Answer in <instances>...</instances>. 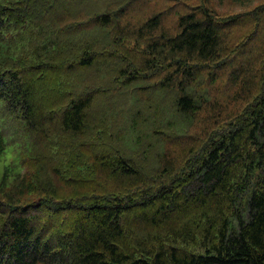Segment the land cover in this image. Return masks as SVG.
<instances>
[{"label": "trees", "instance_id": "1", "mask_svg": "<svg viewBox=\"0 0 264 264\" xmlns=\"http://www.w3.org/2000/svg\"><path fill=\"white\" fill-rule=\"evenodd\" d=\"M122 1L0 0V42L11 47L0 62V156L34 170L8 188L1 178L0 264H264V20L219 17L204 4L180 15L171 35L157 33L160 13L121 27L131 0ZM243 21L255 37L226 52V28ZM129 34L143 51L119 54ZM211 69L228 71L238 92L258 91L219 133L218 123L208 131L201 156L196 147L175 161L164 145L172 133L162 136L166 106L172 118L214 112ZM151 74L164 77L149 85L154 101L145 98L134 126L159 141L134 156L115 93ZM55 181L72 193L61 197ZM30 191L56 199L28 201ZM42 204L53 216L37 211Z\"/></svg>", "mask_w": 264, "mask_h": 264}, {"label": "rangeland", "instance_id": "2", "mask_svg": "<svg viewBox=\"0 0 264 264\" xmlns=\"http://www.w3.org/2000/svg\"><path fill=\"white\" fill-rule=\"evenodd\" d=\"M93 1L96 5H100L101 7L108 2H111L113 5L111 9H116L119 0ZM204 4L212 9L219 17H235L236 20H240L242 18H251L250 14H253V18L256 21L264 20V0H250L249 2H233L230 0H131L129 8L125 11L130 13V16L128 17L129 21L122 17L120 20V22H122L121 27H125L127 22L132 25H137L148 17L156 13H160L161 23L157 33L165 32L174 35L178 29L179 16L194 10L195 7H200ZM253 27L254 25L252 23L243 21L239 24L231 25L230 27L226 28L223 34V44L226 52L228 47L235 51L236 49H241L246 46L255 37V35L252 37L254 33ZM261 27L262 26L260 24L258 32H261ZM121 34L125 35L126 33L122 32ZM127 37V40L123 43V51L120 49L118 50L119 54L122 52H128L125 51V48L126 50H132L137 45H139V48L136 50L138 52L143 51L144 44L142 41L134 39L131 34L127 35ZM10 50L11 47L7 43L0 42V62L4 61L3 59L7 57ZM16 50L17 49L13 50L10 55H13ZM195 66L198 67L199 65L197 64ZM146 73H150V71L146 70ZM163 77L164 75L157 76L151 74L144 77L143 82L134 83V86L128 85L124 88L121 87V89L115 93L116 97L118 98V107L116 108L117 125L120 127V132L127 142L128 152L132 153L134 156H138L140 154L147 156L148 154L146 153H148L149 150L153 148L155 141H159L149 126H144V123H141V127L138 128L134 126V121L137 123L144 121V116L147 114V112H145V98L154 101L152 93L146 91L150 89L149 85L161 80ZM232 77L233 76H231L228 71L217 73L211 69L208 73V78L205 85L208 88L210 100L214 103V107L216 109L214 112H205L203 108L199 106L198 113L194 114L195 117L183 118L178 116L176 117L174 114L172 118L171 113L174 112L169 108V105L166 106V108L171 113L168 112V116L164 119V122L167 125V121L172 118L175 127L172 131H168L169 128L167 129L166 125L163 126L165 130H163L162 136L164 135V137H166V133H172L170 135L171 138L169 141L165 142L164 139L163 141L165 148H170L172 150V156L176 159L175 161H183L184 158L193 157L192 154H187L190 150L196 147H198V152L195 154V156H201L202 152L207 147L205 137L208 131L213 128L216 123H218L219 130L217 129V133H219V131L222 130L224 126L220 121L227 117V113L230 111L239 112L258 91V88L256 86L254 87L253 85V87L249 90L247 89V91L246 88H243V90L238 92L239 86L237 85V82L232 81ZM116 88H118V86H116ZM125 93H128L129 95L128 104L130 105L131 114L126 112L122 113V109L120 108V104L123 102ZM98 99V106L105 104L101 97ZM166 100L167 98H165V101ZM163 102L164 101L161 99V103ZM155 126L156 124L154 123L152 128ZM141 143L146 146V150L143 148V146H141ZM162 147L163 144L159 142L158 145H156V150L158 149L160 152L163 150ZM14 153L15 150L11 153V156H13ZM5 156L6 155H3V157L0 156V182L1 178L4 177V181L6 183L5 187L8 188L10 186L15 174H25L24 177H28V174L34 171L32 168L33 164L27 166L26 168L25 166L19 164L18 158H14V160H10V158L3 159ZM55 185L57 187L58 194L61 197L69 196L72 193L70 185L64 181H55ZM78 188L81 190V192L86 190V187L81 186V184H78ZM24 195H26L28 201H31V199H37L39 197L56 199V197L49 194L40 196L34 191L24 192ZM43 206L45 205H37V211H46L45 213H47V217H51V215L53 216L52 211L49 208L42 209ZM242 208L244 211H248L245 205H243ZM233 229H236L235 224H233Z\"/></svg>", "mask_w": 264, "mask_h": 264}]
</instances>
